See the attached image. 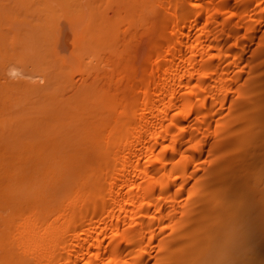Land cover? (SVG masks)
Wrapping results in <instances>:
<instances>
[{
	"label": "bare ground",
	"instance_id": "1",
	"mask_svg": "<svg viewBox=\"0 0 264 264\" xmlns=\"http://www.w3.org/2000/svg\"><path fill=\"white\" fill-rule=\"evenodd\" d=\"M0 264H264V0H0Z\"/></svg>",
	"mask_w": 264,
	"mask_h": 264
}]
</instances>
